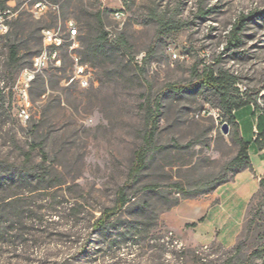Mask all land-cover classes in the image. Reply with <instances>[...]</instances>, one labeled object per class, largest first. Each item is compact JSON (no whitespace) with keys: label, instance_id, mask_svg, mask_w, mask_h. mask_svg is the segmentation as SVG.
<instances>
[{"label":"rangeland","instance_id":"374dc122","mask_svg":"<svg viewBox=\"0 0 264 264\" xmlns=\"http://www.w3.org/2000/svg\"><path fill=\"white\" fill-rule=\"evenodd\" d=\"M4 1L0 264H264V149L252 146L260 172L253 164L244 169L249 196L240 198L243 170L227 169L239 149L236 127L218 95L169 86L195 85L211 69L232 79L234 97L264 112V15L252 16L264 12V0H44L41 11L40 0H0V11ZM120 8L125 17L118 20L113 11ZM99 11L113 35L107 44L99 43ZM243 16L241 43L229 46ZM47 27L60 28V62L50 60L31 79L26 71L44 48ZM93 47L102 49L95 54ZM77 59L87 85L76 76ZM25 89L27 120L18 116ZM156 100L162 107L147 167L130 183L128 204L97 229L145 145L144 105ZM11 165L41 176L11 179Z\"/></svg>","mask_w":264,"mask_h":264},{"label":"trees","instance_id":"16d2710c","mask_svg":"<svg viewBox=\"0 0 264 264\" xmlns=\"http://www.w3.org/2000/svg\"><path fill=\"white\" fill-rule=\"evenodd\" d=\"M10 9L6 5V1H4L1 5V11L0 15L5 14V17H8ZM258 15H264V12L253 14L252 16H258ZM97 20L100 25V34H99V43L100 44H107L109 43L110 36L109 32L105 30L103 19H102V13L99 11L97 13ZM249 17L243 16L238 23H236L232 29L231 38L229 40V46L232 47H238L241 43L240 39V32L243 29L245 22ZM116 43L122 44V39L118 38L116 40ZM102 48H96L93 47L91 51L95 54L100 53ZM11 57L13 61L18 60V46L16 44L11 45L10 47ZM171 88H173L177 92H182L185 89H188L190 91L195 90L196 88L202 87L204 89H209L215 92L219 97V108L223 112L224 116L228 118L229 123H233L235 125V131L233 133V137L236 141V143L239 146L238 152L236 156L229 162L227 165V169L231 170L233 174H237L240 171L251 168L252 169V163H251V156H250V149L251 145L256 144L260 149H264V123L262 126H260L261 119H264V112H261L258 116V135H255V138L252 142L246 141L241 135L240 130L238 127V122L236 118V111L253 104V102L250 99L244 100L240 97H234L232 95V86L233 82L232 79L224 74L219 73L215 74V72L211 69L205 70L203 74L200 76L199 83L195 85L190 86H184L181 85H169ZM3 92V89H0V101L3 100L1 94ZM154 103H146L144 107L147 109V118H148V131L146 132L145 136V145L139 148L135 153V162L132 166V168L129 171V176L127 179V182L122 185L117 192L115 203L112 207L105 208L100 216L95 221V226L97 229H104L107 228L108 225L112 222L111 220L117 215L130 201V197L128 194V187L130 186V183L134 185L135 182L138 181L140 174L142 171L147 167L148 164V154H149V147L153 145L154 138L156 134V130L158 128V110L162 107L161 102L159 100L155 101V107ZM34 148V147H33ZM30 154V153H27ZM3 166L0 164V169H2ZM11 174V179H18L22 180L27 177L33 178V177H40L41 171L36 170L35 168H26L23 166H15L11 165L6 169ZM3 170H0V172ZM205 217L200 218L199 222L203 221ZM197 222H193L188 224L189 226H196Z\"/></svg>","mask_w":264,"mask_h":264},{"label":"built area","instance_id":"2783aa9c","mask_svg":"<svg viewBox=\"0 0 264 264\" xmlns=\"http://www.w3.org/2000/svg\"><path fill=\"white\" fill-rule=\"evenodd\" d=\"M101 1L105 3L109 0H101ZM45 7H47V4L44 0H40L35 4V8L37 11H41ZM113 16L118 17V20L123 19L125 17L124 9H121V8L115 9L113 11ZM6 18L7 17H5V14L0 15V31L1 32H6L8 30V27L6 24ZM77 33H78L77 28L71 27L69 31V36L74 37ZM42 34L45 40V45H44L42 52L38 56L35 57L34 63H33V69L31 70L44 69L47 66V64L49 63V50H54V43L57 42V37H62L60 33V28L47 27L42 30ZM109 36L112 38L113 37L112 33H109ZM56 61L60 62L59 50H56ZM76 76L80 78V81L83 85L88 84V79L86 76V66L80 63L78 59L76 61ZM20 94H21L22 99L18 107V116L21 119L27 120L30 118V115L25 107V103H28L29 98H26L24 96V90H21Z\"/></svg>","mask_w":264,"mask_h":264},{"label":"crops","instance_id":"0c3cea01","mask_svg":"<svg viewBox=\"0 0 264 264\" xmlns=\"http://www.w3.org/2000/svg\"><path fill=\"white\" fill-rule=\"evenodd\" d=\"M244 108H247L246 111L244 113H241L242 110H244ZM260 113H257L254 109V107H252V105H248L245 106L239 110L236 111V118H237V122L239 124V130H240V135L246 140V141H250L252 142L253 139L255 138V132L256 130L258 131V127H257V123H258V116ZM264 123V119H261V123L260 126H262ZM252 146L251 145V149H250V156H251V162L253 164L254 171L255 172H260L258 171V166L256 161L253 159L252 157ZM254 150V149H253ZM263 150L259 151L260 154V167H261V172H264V156L262 155ZM247 173L246 170H243L241 173H239L237 175V184H238V194L240 195V198H247L249 196V192H248V188H246L244 182V179L247 178ZM240 184V185H239ZM223 201H221L220 203H216L213 207H218L219 204H223L225 200H227L228 198L226 196L222 197ZM202 204H199L195 207V211L198 209L202 208ZM213 207L210 208L209 212H208V216L210 215L211 211L213 210ZM202 211V209H201Z\"/></svg>","mask_w":264,"mask_h":264},{"label":"bare ground","instance_id":"6f19581e","mask_svg":"<svg viewBox=\"0 0 264 264\" xmlns=\"http://www.w3.org/2000/svg\"><path fill=\"white\" fill-rule=\"evenodd\" d=\"M114 18L118 19V17H116V16H114ZM63 41H64L63 37H57V42L54 43V50H49V61H50V60H52V61H53V60H54V61L56 60V50H59V49H60V47H61L62 44H63ZM40 70H43V69L27 70L26 73H27V75H28L31 79H34L35 74H36L38 71H40ZM24 96H25L26 98H28V92H27L26 89L24 90Z\"/></svg>","mask_w":264,"mask_h":264},{"label":"water","instance_id":"95a60500","mask_svg":"<svg viewBox=\"0 0 264 264\" xmlns=\"http://www.w3.org/2000/svg\"><path fill=\"white\" fill-rule=\"evenodd\" d=\"M230 126L227 122H225L222 126V130L224 133L228 134L229 133Z\"/></svg>","mask_w":264,"mask_h":264}]
</instances>
